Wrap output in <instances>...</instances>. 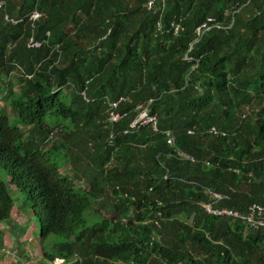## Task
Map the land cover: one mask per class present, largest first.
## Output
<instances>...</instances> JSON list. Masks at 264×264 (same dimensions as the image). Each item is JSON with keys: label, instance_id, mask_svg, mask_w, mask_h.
Segmentation results:
<instances>
[{"label": "trees", "instance_id": "trees-1", "mask_svg": "<svg viewBox=\"0 0 264 264\" xmlns=\"http://www.w3.org/2000/svg\"><path fill=\"white\" fill-rule=\"evenodd\" d=\"M0 2V227L11 187L47 263L264 264V228L205 209L264 208V0Z\"/></svg>", "mask_w": 264, "mask_h": 264}, {"label": "crops", "instance_id": "crops-1", "mask_svg": "<svg viewBox=\"0 0 264 264\" xmlns=\"http://www.w3.org/2000/svg\"><path fill=\"white\" fill-rule=\"evenodd\" d=\"M10 190L14 208L11 219L0 227V264H46L41 253L36 218L28 206L20 204V194L14 188L10 187Z\"/></svg>", "mask_w": 264, "mask_h": 264}, {"label": "built area", "instance_id": "built-area-1", "mask_svg": "<svg viewBox=\"0 0 264 264\" xmlns=\"http://www.w3.org/2000/svg\"><path fill=\"white\" fill-rule=\"evenodd\" d=\"M155 0H147V9H151L153 6V2ZM3 7V3L0 2V10ZM40 14L37 13L36 11H33L30 16L28 17L29 21L31 23L35 22L38 18H39ZM6 21H9L10 23L14 24L16 23L13 20L8 19L6 16L4 17ZM216 28H220L219 26H216ZM178 27H174V32L177 33L178 32ZM208 30V28L205 25H201L200 27H198L195 30V34L197 37V40L199 39V37L204 33V31ZM49 35L46 34V37H48ZM26 46L28 49H38L41 46L40 42H37L34 40L33 37H30L27 40ZM191 46L189 47L188 51H190ZM185 59L187 61H189V59L187 57H185ZM83 94V93H82ZM122 99H119L118 102H120ZM117 107V103H111L109 104V112H108V120L111 123H116L122 115H119V113H117L115 111ZM140 117L138 119H136L133 123H131L130 127L133 128L135 127L138 123L140 124H147L150 123L152 130L156 131L155 128V118L154 117H148L146 116L145 111L140 113ZM210 132L215 134V130L214 129H210ZM165 136L167 137V144L170 146L174 145V139L173 137L167 132L165 133ZM206 211L214 216H230V217H235V218H241L244 219L245 221H247L252 227L254 228H264V208L260 205L257 204H253L251 206H249V208L247 209L246 215L245 216H241L239 215L237 212H232L226 209H222V210H212L210 208V206H205ZM50 264H64V260L63 259H55L52 263Z\"/></svg>", "mask_w": 264, "mask_h": 264}, {"label": "rangeland", "instance_id": "rangeland-1", "mask_svg": "<svg viewBox=\"0 0 264 264\" xmlns=\"http://www.w3.org/2000/svg\"><path fill=\"white\" fill-rule=\"evenodd\" d=\"M8 92H9V89L6 86H4V85L0 86V115L2 114V110H4V114L6 115V117L8 119H10L12 117V113L9 111V109L7 108V105H6L7 104L6 99L8 97ZM140 115L141 114H139L137 119L140 117ZM0 125H1V127L4 126V121H3L2 118L0 119ZM65 170L68 171L69 174H70V172H72L70 169L67 168V166L62 167L60 169V172L63 173ZM4 178H5L4 177V171L0 168V179L4 180ZM73 180H74V185L77 188H81L84 191L88 190L87 185L83 182V180H80V178H75ZM10 195L12 197V191L11 190H10ZM12 199H14V198L12 197ZM21 202H22L21 204L23 206H28V204H26V202L23 199L21 200ZM18 212H19V210H18ZM15 216L17 217V213L15 214ZM84 216H85V220H86L87 224L90 223L92 220H94V218L90 219L89 217H87V214H85ZM108 218H109V216H108ZM35 225L38 226L37 222H35ZM37 234L39 235V226L37 228ZM58 239H60V238L51 236V237L48 238L47 241L51 242V241H55V240H58Z\"/></svg>", "mask_w": 264, "mask_h": 264}, {"label": "clouds", "instance_id": "clouds-1", "mask_svg": "<svg viewBox=\"0 0 264 264\" xmlns=\"http://www.w3.org/2000/svg\"><path fill=\"white\" fill-rule=\"evenodd\" d=\"M173 139H174V138H173ZM207 206H209V205H207ZM56 259H62V258H56ZM54 260H55V259H54ZM54 260H53V261H54ZM63 260H64V259H63ZM46 264H50V263H47V262H46ZM64 264H65V261H64Z\"/></svg>", "mask_w": 264, "mask_h": 264}]
</instances>
